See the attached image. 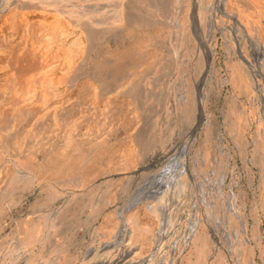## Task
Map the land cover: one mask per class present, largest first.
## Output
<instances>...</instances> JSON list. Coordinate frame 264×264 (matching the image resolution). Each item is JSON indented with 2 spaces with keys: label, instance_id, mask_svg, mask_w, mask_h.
<instances>
[{
  "label": "rangeland",
  "instance_id": "374dc122",
  "mask_svg": "<svg viewBox=\"0 0 264 264\" xmlns=\"http://www.w3.org/2000/svg\"><path fill=\"white\" fill-rule=\"evenodd\" d=\"M0 264H264V0H0Z\"/></svg>",
  "mask_w": 264,
  "mask_h": 264
},
{
  "label": "bare ground",
  "instance_id": "6f19581e",
  "mask_svg": "<svg viewBox=\"0 0 264 264\" xmlns=\"http://www.w3.org/2000/svg\"><path fill=\"white\" fill-rule=\"evenodd\" d=\"M227 2H228V0H226ZM194 3H196V2H194ZM51 5H53V3H51ZM223 9H224V6H221ZM220 7V12L221 13H224L225 11L222 9ZM194 13V12H193ZM104 22V21H103ZM177 24V23H176ZM213 24V23H212ZM213 25H215V24H213ZM105 30V29H104ZM101 32H102V30H100ZM98 33H100V32H98ZM211 35H212V37H214V32L212 31V33H211ZM237 51L239 52V53H241L240 51H239V49H237ZM247 66H249V68H250V70H251V72L253 73V70H252V66L249 64V63H247ZM109 86V85H108ZM171 163V162H170ZM167 164V163H166ZM165 164V165H166ZM172 165L171 164H169L168 163V165H166V166H164V168H166V169H169L170 167H171ZM182 166L183 167H179L180 168V170H179V175L180 174H182V173H186V167H187V164H186V162L185 161H183L182 162ZM167 173V172H166ZM167 174H169V173H167ZM154 175V176H153ZM163 175V172L160 170V171H157V172H155L154 174H149L148 175V180L150 179V178H152V177H154L153 178V180L152 181H154V182H156L157 180H161L164 176H162ZM162 176V177H161ZM141 199V197H140V195H135V196H133V198H132V200L134 201V203H137L139 200ZM132 201V202H133ZM133 203V204H134ZM232 205V204H231ZM123 221H124V218H123Z\"/></svg>",
  "mask_w": 264,
  "mask_h": 264
}]
</instances>
